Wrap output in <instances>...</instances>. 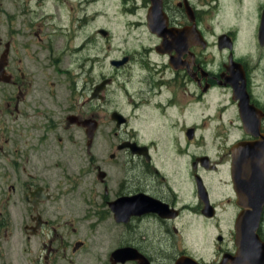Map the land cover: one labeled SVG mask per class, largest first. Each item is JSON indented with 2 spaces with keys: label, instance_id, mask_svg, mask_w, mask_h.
I'll use <instances>...</instances> for the list:
<instances>
[{
  "label": "flooded vegetation",
  "instance_id": "flooded-vegetation-1",
  "mask_svg": "<svg viewBox=\"0 0 264 264\" xmlns=\"http://www.w3.org/2000/svg\"><path fill=\"white\" fill-rule=\"evenodd\" d=\"M0 1V264H72L102 236L118 239L104 264H251L239 189L263 163L234 156L264 138L263 57L247 53L264 50V1L120 0L133 45L63 24L46 8L62 0ZM233 7L241 27H220ZM253 236L264 248V204Z\"/></svg>",
  "mask_w": 264,
  "mask_h": 264
},
{
  "label": "rangeland",
  "instance_id": "rangeland-1",
  "mask_svg": "<svg viewBox=\"0 0 264 264\" xmlns=\"http://www.w3.org/2000/svg\"><path fill=\"white\" fill-rule=\"evenodd\" d=\"M53 0L52 3L54 5ZM82 0H62V2H65L66 10L62 13L61 5L58 6H50L49 4H46V8L52 7L51 13L55 12L60 14L62 18V22L65 25H69L73 23V25L78 24L83 21H88V25L86 26L85 30H90L92 26H94L96 29H105L110 30L111 38L114 41L117 42H123L128 41L131 43L130 45H133V41L136 39V34L128 31L129 28H127L126 25L133 23L138 20L139 15H135L134 17H130L127 14H124V12L121 9V3L120 0H97L98 2L95 3L94 8L95 11H88V14L90 17L87 16V14H84L83 12H80L78 8V3ZM264 0H253L250 2H253V9L255 11V14L257 12V8ZM3 3V8L5 9V12H7V1H0ZM246 2L248 0L244 1L243 6H247ZM64 7V5H63ZM72 8V9H71ZM236 8L233 7L230 11L229 9L223 10L222 14V22L219 23L220 27H223L224 29L229 28L230 26H234L235 28H240L242 24L241 17H234ZM96 12V13H95ZM238 14L241 15L240 12ZM242 16V15H241ZM35 15H32V19H35ZM93 18V20H92ZM7 21V15L6 14H0V22L5 25ZM76 28V27H75ZM74 28V29H75ZM65 30V29H64ZM67 30H65L66 32ZM6 31H0V36H2ZM244 35H248V41L252 44V38H251V30L246 29L244 30ZM97 42H101L100 37H96ZM117 43H113V45H116ZM247 53L254 56L255 59L258 56H262L263 60L260 63V70H263L264 68V50L259 51L257 49V46L254 44L249 46ZM113 55L116 53H112ZM255 70V78H257L256 85L261 88L259 92L264 93V75L261 73H258V69ZM262 75V76H259ZM5 190L3 191L4 194H6V185H3ZM58 203H50L48 210V216L50 219L54 220L57 218L56 222L58 221L59 217L63 218V221H69L72 223V215L71 213H63L62 215L57 212V206ZM66 210L64 209L63 212ZM21 216V215H18ZM55 221V220H54ZM69 229L63 231V233L68 232ZM88 255L72 258L73 263L72 264H104L107 259L108 252L114 250L118 247V239L117 238H111L106 239V237H97L96 239L90 238L88 239ZM32 247H34V241L32 242ZM67 259H63V261H59L60 264H68Z\"/></svg>",
  "mask_w": 264,
  "mask_h": 264
},
{
  "label": "water",
  "instance_id": "water-1",
  "mask_svg": "<svg viewBox=\"0 0 264 264\" xmlns=\"http://www.w3.org/2000/svg\"><path fill=\"white\" fill-rule=\"evenodd\" d=\"M258 40L261 45H264V10L261 15V23L258 32ZM242 106V105H241ZM259 152L255 154L248 151V146L241 144L236 149L234 156V163L237 164L242 160H252L254 158L260 159L263 163L262 173L252 172L250 173L254 182L249 181L239 189V205L243 208V212L240 214L239 221L237 222L238 239L242 246V255L246 261L251 264H264V248L257 246L255 249L252 247V238L258 239L253 236L257 224L260 218L261 210L264 204V138H261ZM262 180V183H260ZM259 242V241H258ZM121 251L118 250L113 256H120ZM125 256L128 259L136 258L135 255L126 253Z\"/></svg>",
  "mask_w": 264,
  "mask_h": 264
}]
</instances>
